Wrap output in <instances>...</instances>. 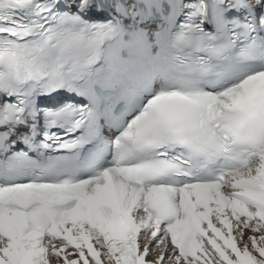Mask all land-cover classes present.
Masks as SVG:
<instances>
[{
  "label": "snow or ice",
  "instance_id": "snow-or-ice-1",
  "mask_svg": "<svg viewBox=\"0 0 264 264\" xmlns=\"http://www.w3.org/2000/svg\"><path fill=\"white\" fill-rule=\"evenodd\" d=\"M0 264H264V0H0Z\"/></svg>",
  "mask_w": 264,
  "mask_h": 264
}]
</instances>
